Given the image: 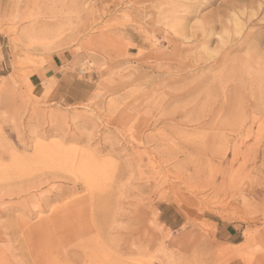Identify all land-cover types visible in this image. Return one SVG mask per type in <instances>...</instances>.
Listing matches in <instances>:
<instances>
[{"label": "rangeland", "instance_id": "1", "mask_svg": "<svg viewBox=\"0 0 264 264\" xmlns=\"http://www.w3.org/2000/svg\"><path fill=\"white\" fill-rule=\"evenodd\" d=\"M0 264H264V0H0Z\"/></svg>", "mask_w": 264, "mask_h": 264}, {"label": "crops", "instance_id": "2", "mask_svg": "<svg viewBox=\"0 0 264 264\" xmlns=\"http://www.w3.org/2000/svg\"><path fill=\"white\" fill-rule=\"evenodd\" d=\"M54 59H55V58H54ZM38 81H40L39 76H37V75H33V76L31 77L30 83L33 84L34 82H38ZM226 234H227V237H231L228 231H226Z\"/></svg>", "mask_w": 264, "mask_h": 264}, {"label": "bare ground", "instance_id": "3", "mask_svg": "<svg viewBox=\"0 0 264 264\" xmlns=\"http://www.w3.org/2000/svg\"><path fill=\"white\" fill-rule=\"evenodd\" d=\"M3 166V165H2Z\"/></svg>", "mask_w": 264, "mask_h": 264}]
</instances>
